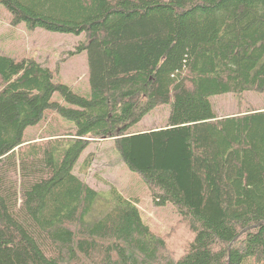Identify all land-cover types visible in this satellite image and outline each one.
<instances>
[{"label": "trees", "instance_id": "1", "mask_svg": "<svg viewBox=\"0 0 264 264\" xmlns=\"http://www.w3.org/2000/svg\"><path fill=\"white\" fill-rule=\"evenodd\" d=\"M0 4L12 25L83 34L91 87L83 97L34 59L0 55V264L264 263V110L218 116L211 102L264 92V0ZM161 105L176 106L174 125L133 130ZM47 112L71 130L30 142ZM104 138L156 206L177 208L179 239L75 174Z\"/></svg>", "mask_w": 264, "mask_h": 264}, {"label": "rangeland", "instance_id": "2", "mask_svg": "<svg viewBox=\"0 0 264 264\" xmlns=\"http://www.w3.org/2000/svg\"><path fill=\"white\" fill-rule=\"evenodd\" d=\"M84 41L83 34L50 32L40 28L30 30L23 23L12 25L10 13L0 4V55L16 60L34 59L53 71L55 81L62 82L75 93L87 98L91 88L87 53L77 52ZM52 99L62 102L59 94H54ZM211 102L218 116L264 110V92L247 91L240 97L228 93L211 97ZM175 112L176 106L161 105L146 115L133 130L174 125ZM69 123L53 112H47L38 125L26 130L25 135L30 142L39 143L52 134L70 131ZM74 172L96 191L106 192L114 187L125 198L135 199L143 221L159 236L173 234L168 238L169 241H176L182 236L184 227L181 224L178 226L180 215L177 208L171 203L163 206L153 203L152 196L139 175L130 172L122 162L112 139L90 142ZM105 209V206H97L96 214ZM251 260L247 259L244 264H254Z\"/></svg>", "mask_w": 264, "mask_h": 264}]
</instances>
